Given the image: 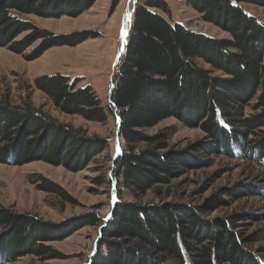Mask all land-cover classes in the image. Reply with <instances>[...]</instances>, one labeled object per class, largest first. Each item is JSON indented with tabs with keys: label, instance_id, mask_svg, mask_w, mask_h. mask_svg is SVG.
Here are the masks:
<instances>
[{
	"label": "trees",
	"instance_id": "obj_1",
	"mask_svg": "<svg viewBox=\"0 0 264 264\" xmlns=\"http://www.w3.org/2000/svg\"><path fill=\"white\" fill-rule=\"evenodd\" d=\"M209 23L230 36L213 39L170 22L164 0H148L136 8L130 35L111 77L110 101L103 108L90 87L78 88L79 80L62 75L34 80L62 114L85 121L105 123L107 113L116 117L118 137L125 148L114 159L111 171L112 196L127 192L139 200L156 186L167 185L184 168L207 156L225 153L233 146L264 159V26L248 16L232 0H183ZM95 0H0V48L22 54L33 43L40 45L26 60L39 58L53 47L76 46L89 33L56 36L23 17L60 18L79 16ZM119 0H114L113 7ZM246 3L264 8V0ZM166 16L167 18H164ZM28 33L21 40L15 39ZM197 62L222 74L210 77ZM262 109L251 120L243 118L250 102ZM174 118L188 128L201 129L206 139L184 151L169 148V134L144 132ZM255 137V140H248ZM140 146H145L138 151ZM107 151L105 141L85 140L69 126L59 125L40 112L0 103V164L24 165L28 161L59 164L82 170ZM201 152V153H200ZM32 159V160H29ZM38 189L59 195L73 203L68 194L41 176L29 177ZM100 184V183H99ZM254 195L255 190L240 192ZM113 211L99 233L95 254L89 264H261L246 246L256 237H244L233 230V222L206 220L201 215L225 205L219 198L194 208L182 204L138 206L116 198ZM241 218V217H240ZM78 225L55 226L33 217L15 215L0 206V262L33 256L59 259L47 243L65 239L83 227H98L94 215L76 220Z\"/></svg>",
	"mask_w": 264,
	"mask_h": 264
},
{
	"label": "rangeland",
	"instance_id": "obj_2",
	"mask_svg": "<svg viewBox=\"0 0 264 264\" xmlns=\"http://www.w3.org/2000/svg\"><path fill=\"white\" fill-rule=\"evenodd\" d=\"M146 1L148 0H119L113 7L114 0H95L79 16L64 15L46 19L23 17L22 19L53 35L70 36L87 32L88 39L72 47H53L30 61L25 56L30 55L40 45V41L33 43L20 55L0 48V103L7 102L18 108L29 104L31 109L56 124L69 126L83 139H98L107 144V151L80 171L36 159L17 166L0 164V206L13 214L30 216L55 226L71 224L76 227V220L86 215H94L100 221L98 227H83L71 232L65 239L47 243L59 254V259L43 261L26 256L0 264H89L94 256L99 233L116 202L117 193L115 190V197L112 196L113 187L110 182L113 161L125 148L124 142L118 137L116 117L107 113L105 123H95L85 121L77 115L62 114L35 88L34 80L56 74L68 77L71 82L79 80L78 88L90 87L103 108L112 105L109 97L111 77L130 35L134 11ZM164 1L170 9L172 24L182 25L191 32L213 39H230L221 29L203 21L201 15L183 0ZM232 1L264 26L263 7L246 3L247 0ZM27 35L28 33H23L15 41ZM197 64L209 72L210 77H222L221 73L202 62ZM255 106L256 102L252 101L244 109V119L251 120L262 114L263 110L256 109ZM159 132L169 134V148L177 151L187 150L206 139L201 129L188 128L174 118L146 130L144 135L153 136ZM256 132V135H264V127L258 128ZM247 139L253 141L255 137ZM144 147L140 146L138 151ZM201 154L200 162L184 168L179 177L171 179L167 185L156 186L139 200L132 199L123 191V196L116 198H119V202L138 206L173 203L198 208L214 197H219L225 205L201 215L202 218L233 222V230L239 235V239L257 236L256 242L246 248L261 258V264H264V159L257 160L253 153L237 149L236 146H233L231 157L222 152L214 156ZM34 175L41 176L64 190L73 203L65 202L59 195L38 189V183L31 184L29 177ZM253 190L255 194L252 196L242 193L239 197L229 195Z\"/></svg>",
	"mask_w": 264,
	"mask_h": 264
}]
</instances>
